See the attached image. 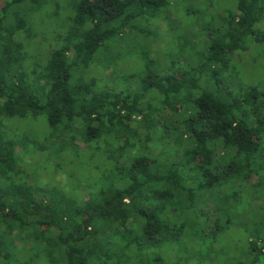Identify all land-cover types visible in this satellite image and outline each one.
Segmentation results:
<instances>
[{"label": "trees", "instance_id": "trees-1", "mask_svg": "<svg viewBox=\"0 0 264 264\" xmlns=\"http://www.w3.org/2000/svg\"><path fill=\"white\" fill-rule=\"evenodd\" d=\"M54 2L64 15L50 9L56 34L32 55L28 15ZM207 9L222 11L211 27L199 17ZM184 11L190 20L170 0L2 1L0 264L24 263L13 256L16 239L35 249L31 263L47 264H182L200 241L219 245L223 217L213 219L214 199L223 192L229 199L235 184L262 173L256 161L264 164L260 115L247 109L264 105V93L232 89L234 77L242 80L235 62L264 42V0H194ZM121 38L123 49L137 41L159 53L131 87L132 74L119 70L136 62L123 60ZM38 116L47 124L35 137L40 151L59 145L64 159L69 151L78 163L46 176H86L94 167L89 183L46 191L33 188L32 173L22 175L17 164L34 135L19 138L9 120ZM245 250L233 264H260L257 241Z\"/></svg>", "mask_w": 264, "mask_h": 264}, {"label": "rangeland", "instance_id": "rangeland-1", "mask_svg": "<svg viewBox=\"0 0 264 264\" xmlns=\"http://www.w3.org/2000/svg\"><path fill=\"white\" fill-rule=\"evenodd\" d=\"M2 1L3 0H0V6L2 5ZM170 1L171 4H173L174 7L178 9L181 20H183L184 18L190 20L188 15H186V11L184 10H186L187 4L193 5L194 0L190 3L189 0ZM217 5L220 7V4L218 2ZM50 9H52V12L54 11L57 17H62L64 15V12L61 10V5L58 6L56 2H54L51 6L41 8L38 12L33 11V13L31 12L28 15L30 22L32 23L31 30L34 31V37H27V40L31 42L30 53L32 55L39 53V55L41 56L40 50H42L43 47H48V44L52 42V39L56 34L54 28L57 23V19L55 17L50 18V16H48ZM213 10L214 9H207L205 11L203 10L206 18L203 14H199V17H201L202 23L205 27H211L219 21V17L221 16L222 11L218 9H215L214 11ZM211 11H213V14L210 15ZM194 14L196 17L198 16L197 13ZM146 24L143 21V23H141V26H146ZM164 26L165 23H162L161 27L164 28ZM205 27L200 29L201 33L202 31H204ZM261 27L264 28V22L261 24ZM200 32H194V41H196L198 38L200 39ZM164 33L166 35L167 31L164 30ZM164 33H162L163 36ZM25 37L26 36H24V38ZM135 37H137L138 39L141 38V36L138 35H136ZM122 39L123 38L117 41L118 46H120L121 49H123V46L126 44L125 40ZM133 43V41L127 43L126 47L123 49L124 51L121 50V53H123V60H131L135 61L136 63L133 65H124V67L119 70V73L121 74H132V79L128 81L130 87L132 86V83L135 82L134 80H138L141 74L145 73L148 70V68L150 67V65L148 64L150 57H155V55L159 54L156 53V48L154 47V45L146 46L147 50L145 51L143 45L138 44L137 41V48L130 50L129 48L132 47ZM249 48H251V46ZM114 53V56H112L113 59L120 61L121 56H118L116 54L119 52ZM141 53L143 56L141 55ZM166 59L167 58L165 56L161 58L162 61ZM241 60V62H235L234 68L238 72V77H241L242 80L237 81V79H235L234 77L232 82L235 86H232V89L234 91L245 92L248 89L251 90L253 88H257L259 91L264 93V42L257 45H252V48L248 50L245 55H241ZM115 63L116 61L112 60L108 65L109 67L113 68L117 66ZM99 80L102 82L101 84H104V80L107 79L99 78ZM108 80L112 81L113 79ZM152 95L153 93L150 94V102L155 108L158 105V98L156 94L155 96ZM259 97L260 94L258 93L257 98ZM250 107H252L254 111H256L260 115L261 122L259 121L258 124H260V126L264 128V105H260L258 107L257 105H249L247 106V109ZM164 122H166L167 124V122L170 121L169 119H164L163 123ZM9 126L13 132L14 130H18L17 134H19V138L24 135H26V138L29 134L34 135V137L31 136V138L29 139L28 149L27 151H25L28 153L26 158L24 159V157L22 156V162L17 164L19 168L21 166V169L24 170L22 172L23 176L27 175L28 173H32V175L35 176L31 179V185L33 186V188H38L40 190L46 191L53 190L61 192L60 190L70 191L72 186L75 185L74 187H76L79 182L80 184H87L90 182V178L88 177V175L89 173L91 175L95 173V171L92 170L94 167H91L92 169H88V171L84 173L86 174V176L80 174V177H77L78 174L75 173L74 178H68L66 177V174L71 171L69 169V166L72 163H75V166L78 164L76 163V160L71 157L70 152H67V157H65V160L63 157L64 153L59 150V145H54L55 147H53L52 150L50 146H47V150L45 152H42L38 147L39 144L34 143V141H36V134L47 131V124L43 117H28L24 120L10 119ZM262 135H264V132L262 133ZM103 146L108 147V145L105 144ZM92 164H94V162ZM258 165L259 164L256 161V168L262 171L261 174L257 175L258 177H260V181L257 185H255V182L258 178L257 176L252 175L250 181L246 180L242 183V185H239L241 184L240 182L238 184H235V188H232L228 192L229 195L233 194L231 197H229V199H227V195L224 192L223 197L219 196L220 201H216L214 199L215 208L213 212V219L215 220L218 216H220V214L223 217L219 222L221 227L217 231V236L215 239L221 240L219 242V245L210 248L208 242L200 241L201 243H198V246L194 245L192 249H189L191 258H188L187 262V258L186 256H184L183 260L186 263L182 260L180 261L182 262V264H233L234 262L242 260L243 258L245 259L244 253L246 251V246L252 239L257 241V245L263 250V252L259 255V260L261 261L259 262L260 264H264V164L261 166ZM50 169H53L56 172L60 173L61 171H63L66 172V174L64 173L61 175H57L56 177L58 182L51 181V177L46 176ZM79 203L81 202L79 201ZM211 208L212 205L207 206V209ZM230 213L233 216L232 220H228L226 218L227 214L230 216ZM14 241V244L18 247V252L15 251V254L13 256H16L17 259L24 260V263L22 262V264H47L39 261L38 259L36 260V262L41 263H31L32 261L28 258L31 256V254H33L35 249H26V247H23L20 244L19 239H16ZM172 249L175 252L177 250V247H173Z\"/></svg>", "mask_w": 264, "mask_h": 264}]
</instances>
